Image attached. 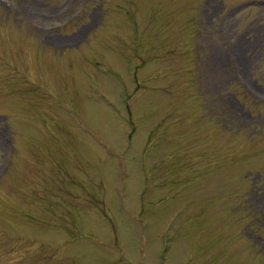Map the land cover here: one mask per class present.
Wrapping results in <instances>:
<instances>
[{
  "label": "rangeland",
  "instance_id": "374dc122",
  "mask_svg": "<svg viewBox=\"0 0 264 264\" xmlns=\"http://www.w3.org/2000/svg\"><path fill=\"white\" fill-rule=\"evenodd\" d=\"M0 264H264V0H0Z\"/></svg>",
  "mask_w": 264,
  "mask_h": 264
}]
</instances>
